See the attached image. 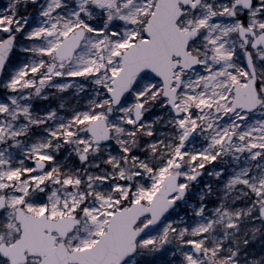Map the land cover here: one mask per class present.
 I'll use <instances>...</instances> for the list:
<instances>
[{
  "label": "snow or ice",
  "instance_id": "1",
  "mask_svg": "<svg viewBox=\"0 0 264 264\" xmlns=\"http://www.w3.org/2000/svg\"><path fill=\"white\" fill-rule=\"evenodd\" d=\"M0 264H264V0H8Z\"/></svg>",
  "mask_w": 264,
  "mask_h": 264
},
{
  "label": "rangeland",
  "instance_id": "2",
  "mask_svg": "<svg viewBox=\"0 0 264 264\" xmlns=\"http://www.w3.org/2000/svg\"><path fill=\"white\" fill-rule=\"evenodd\" d=\"M8 0H0V9L6 7Z\"/></svg>",
  "mask_w": 264,
  "mask_h": 264
}]
</instances>
